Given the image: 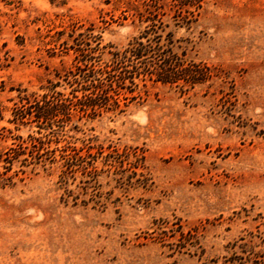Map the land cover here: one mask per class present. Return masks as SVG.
<instances>
[{
  "label": "rangeland",
  "instance_id": "rangeland-1",
  "mask_svg": "<svg viewBox=\"0 0 264 264\" xmlns=\"http://www.w3.org/2000/svg\"><path fill=\"white\" fill-rule=\"evenodd\" d=\"M129 1L0 0V264H252L264 253V0H202L196 25L176 30L210 81H137L123 112L57 124L54 161L28 143L6 160L19 137H39L35 122L15 123L19 96L51 84L70 96L71 36L93 25L123 49L145 27L124 19ZM67 147L86 162L66 175Z\"/></svg>",
  "mask_w": 264,
  "mask_h": 264
},
{
  "label": "trees",
  "instance_id": "trees-1",
  "mask_svg": "<svg viewBox=\"0 0 264 264\" xmlns=\"http://www.w3.org/2000/svg\"><path fill=\"white\" fill-rule=\"evenodd\" d=\"M128 4L124 19L132 17L133 22L138 21L145 27L123 49L103 45L102 37L94 34L93 25L86 33L71 36L70 48L76 56L74 69L65 78L73 87L70 96L56 91L58 84H51L49 92L42 97L19 96L21 105L14 108L15 123L35 122L39 137L30 135L27 141L19 137L16 148L9 149L8 162L25 155L29 146L32 156L36 153L37 159L46 156L45 160L54 161L59 150L45 146L53 142L48 137L57 134L54 129L60 127L57 124L71 122L75 115L94 118L106 112H123L122 107H128L140 97L135 95L138 82L144 87L152 82L189 91L217 76L207 64L197 63L190 57L188 39L175 38L176 30L190 31L196 25L203 9L202 0H130ZM171 27L174 29L168 31ZM106 52L110 55L108 62L103 61ZM79 92L81 96L77 95ZM42 131L48 134L43 136ZM25 143L30 145L25 146ZM44 150L46 152L40 154ZM60 156L66 175L86 162L81 150L74 147L64 148ZM254 255L255 258L250 259L252 264H264V253ZM228 261L231 262L229 259L226 263Z\"/></svg>",
  "mask_w": 264,
  "mask_h": 264
}]
</instances>
